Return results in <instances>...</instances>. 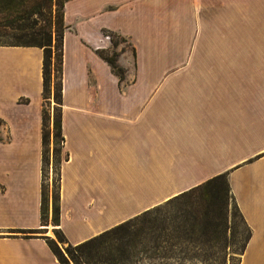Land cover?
Wrapping results in <instances>:
<instances>
[{
	"label": "crops",
	"instance_id": "obj_1",
	"mask_svg": "<svg viewBox=\"0 0 264 264\" xmlns=\"http://www.w3.org/2000/svg\"><path fill=\"white\" fill-rule=\"evenodd\" d=\"M64 21L60 225L50 197L42 213L44 47L0 43V264H61L57 228L77 245L222 173L251 230L239 264H264V1L65 0Z\"/></svg>",
	"mask_w": 264,
	"mask_h": 264
},
{
	"label": "trees",
	"instance_id": "obj_2",
	"mask_svg": "<svg viewBox=\"0 0 264 264\" xmlns=\"http://www.w3.org/2000/svg\"><path fill=\"white\" fill-rule=\"evenodd\" d=\"M64 4L60 1L61 12L55 21V35L50 29L46 36L36 37L21 42H0L24 45H39L44 47L43 61V184H42V213L46 222L49 203L47 193L46 171L51 164L48 145L52 138L57 145L53 150V166L57 175L58 185L52 197V222L60 225V170L61 164L68 158L64 153V136L62 131V103H63V65H64ZM27 11V10H26ZM14 14V18H4ZM29 18V17H28ZM21 30V0H0V27ZM30 26V25H29ZM28 25L26 27H29ZM33 26H30V28ZM114 45L120 43V35L114 31L105 30ZM99 54L111 65L113 71L121 78L125 69L118 62L117 51L99 49ZM52 90L55 99L54 112L49 106ZM238 216L244 226L246 235L241 254L244 252L251 236V230L236 204L231 192L228 174H219L204 183L191 188L166 202L159 204L143 213L130 218L103 233L77 245L70 244L68 255L59 247L57 241L46 237L47 243L57 256L61 264H141L144 261L159 263L170 262L179 254L184 257H199L202 261L215 255L221 257V264H227L233 242L237 241L238 229L232 225L233 217ZM21 233L34 231L20 230ZM67 240L61 229L56 230ZM69 242V241H68ZM206 246L216 248L208 253ZM190 247H199V252L189 255Z\"/></svg>",
	"mask_w": 264,
	"mask_h": 264
},
{
	"label": "rangeland",
	"instance_id": "obj_3",
	"mask_svg": "<svg viewBox=\"0 0 264 264\" xmlns=\"http://www.w3.org/2000/svg\"><path fill=\"white\" fill-rule=\"evenodd\" d=\"M60 1L61 0H21V25L24 24V27L21 28V30L4 28L3 26L0 27V42H21V41L31 40L34 37L31 35L34 32L33 29L35 30V32H37L36 37L38 38L45 37L46 36L45 33L48 32L50 29L53 30V35H55V21H58L61 12ZM8 18L11 19L14 18V14H10V16L4 18L3 21ZM27 25L33 26V28L32 27L30 28V26L26 27ZM120 38H123L120 39V43H121L120 46L123 48V50L126 48L131 50L129 43L123 41L126 39L121 35ZM42 39L44 40V38ZM53 94L54 91L52 90L51 97L49 99L50 101H48L49 106H47V108L51 113L54 112V105H55V99L53 97ZM55 142L56 141H54L52 135V138L48 145L51 164L49 165V167H47V171H46L47 193L51 199L58 185L57 175L54 171V166H53V150L59 144H56ZM63 156L64 153L62 154V157ZM232 225L234 229H238L239 232L237 234V241L232 243L230 250V251H236V253H231L227 264H239L246 231L244 230L245 228L238 216L233 217ZM56 230L58 231V228ZM56 230L52 236L48 235L47 237L57 241L59 247L67 256L68 255L67 248L69 247L70 244L68 241H66L63 238V236H61V234H58ZM31 233L44 234L42 232H35V233L31 232ZM198 248L199 247H195V248L190 247L188 249V251L190 250L189 255H194V253H198L199 252ZM212 249L216 251V248H211L209 246H206L205 250H208V253H210L213 252ZM183 254L184 253L179 254L176 259H172L170 262L162 261V263L161 262L159 263L158 261L155 262L144 261L141 264H221V257L216 258L215 255L202 261L199 257H192V258L190 256L184 257ZM70 263L73 264V261L70 260Z\"/></svg>",
	"mask_w": 264,
	"mask_h": 264
}]
</instances>
